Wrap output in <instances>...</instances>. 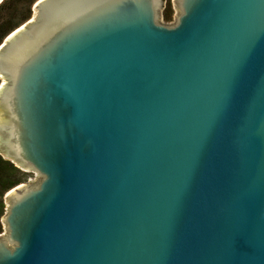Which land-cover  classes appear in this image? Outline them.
Wrapping results in <instances>:
<instances>
[{
  "label": "water",
  "instance_id": "water-1",
  "mask_svg": "<svg viewBox=\"0 0 264 264\" xmlns=\"http://www.w3.org/2000/svg\"><path fill=\"white\" fill-rule=\"evenodd\" d=\"M4 0H0V4ZM38 0L0 45V264H264V0Z\"/></svg>",
  "mask_w": 264,
  "mask_h": 264
},
{
  "label": "trees",
  "instance_id": "trees-1",
  "mask_svg": "<svg viewBox=\"0 0 264 264\" xmlns=\"http://www.w3.org/2000/svg\"><path fill=\"white\" fill-rule=\"evenodd\" d=\"M38 0H4L0 4V45L6 37L21 25L26 23L32 15V8ZM162 19L165 23L173 21L171 3H167ZM26 172L18 169L11 162L0 155V234L2 233L1 219L5 213V195L20 184L27 182Z\"/></svg>",
  "mask_w": 264,
  "mask_h": 264
},
{
  "label": "rangeland",
  "instance_id": "rangeland-1",
  "mask_svg": "<svg viewBox=\"0 0 264 264\" xmlns=\"http://www.w3.org/2000/svg\"><path fill=\"white\" fill-rule=\"evenodd\" d=\"M167 3H171V7H172V10H173V17H174V15H175V10H174V7H173V0H165V3H164V9H165ZM164 9H163V11H164ZM31 13H32V15H33V11H32ZM32 15H31V17H32ZM163 22H164V21H163ZM164 23H165V22H164ZM1 82H2V80L0 79V83H1ZM27 175H28L27 182H28V181L35 182V181L37 180V177H36L35 174H33V173H27ZM3 233H4V230H3V227H2V233H1L0 235H2Z\"/></svg>",
  "mask_w": 264,
  "mask_h": 264
}]
</instances>
